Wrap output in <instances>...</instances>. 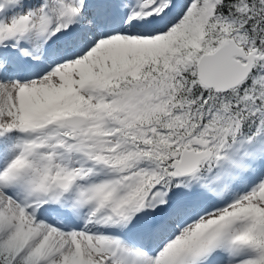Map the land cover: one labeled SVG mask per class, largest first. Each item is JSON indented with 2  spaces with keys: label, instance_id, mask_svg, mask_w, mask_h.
<instances>
[{
  "label": "snow or ice",
  "instance_id": "1",
  "mask_svg": "<svg viewBox=\"0 0 264 264\" xmlns=\"http://www.w3.org/2000/svg\"><path fill=\"white\" fill-rule=\"evenodd\" d=\"M0 264H264V0H0Z\"/></svg>",
  "mask_w": 264,
  "mask_h": 264
}]
</instances>
